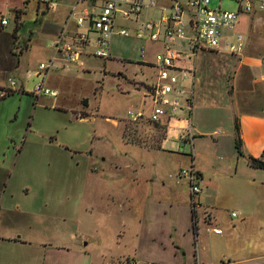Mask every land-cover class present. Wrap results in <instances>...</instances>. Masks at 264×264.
<instances>
[{
    "label": "rangeland",
    "instance_id": "1",
    "mask_svg": "<svg viewBox=\"0 0 264 264\" xmlns=\"http://www.w3.org/2000/svg\"><path fill=\"white\" fill-rule=\"evenodd\" d=\"M51 1L58 2L54 10L29 0L19 18L11 12L0 17L8 23L0 35V58L7 61V69L0 67V201L13 208L2 221L6 230L40 240L28 250L0 246V256H5L6 264H198L197 255L208 256V245L216 244L212 226H222L232 212L238 214L244 207L253 210L257 192L264 191L247 180L263 171L255 170L253 176L232 174L229 161L243 157L225 135L229 124L225 111L210 106L229 100L230 84L224 77L230 63L225 64L237 56L206 48L198 52L195 67L201 78L193 84V143L184 136L170 137L165 151H147L139 146L159 147L164 128L146 120L133 123L127 111L150 109L148 93L156 73L152 64L159 45L115 34L111 58L86 53L83 66L56 62L45 85L58 96L36 99L31 90L41 77L35 71L52 56L54 29L64 26L77 0ZM102 1L84 0L80 6L96 13ZM249 1L252 12L240 13L234 27L244 42L252 26L257 30L251 40L263 39L258 34L264 33L260 19L264 9L258 7L264 0ZM238 5L237 0H210L209 8L237 11ZM75 22L72 15L69 30H76ZM137 25L116 15V28L132 31ZM80 31H86V25ZM221 31L228 35L231 30ZM143 44L141 57L138 49ZM90 50L91 46L86 48ZM190 154L195 166L206 171L198 180L201 201L196 195L193 203L185 181L177 184L169 176L189 166ZM125 162L141 163V168L136 166L138 183L123 182L133 168ZM93 167L91 185L86 179ZM206 200L209 203L202 205ZM209 214L211 223L205 219Z\"/></svg>",
    "mask_w": 264,
    "mask_h": 264
},
{
    "label": "built area",
    "instance_id": "2",
    "mask_svg": "<svg viewBox=\"0 0 264 264\" xmlns=\"http://www.w3.org/2000/svg\"><path fill=\"white\" fill-rule=\"evenodd\" d=\"M38 1L47 9H55L58 4L51 0ZM83 1L77 0L64 26L50 42L49 47L53 49V54L47 62L38 65L35 74L41 77V81L33 86L31 93L36 99L44 95L57 97L58 91L45 85L48 71L56 62H60L62 66H83L81 57L86 53L99 58H110L111 40L115 34L133 35L144 41L148 39L160 44L152 64L156 73L148 93L150 109L148 112L129 109L127 119L133 123L146 120L163 125L166 129L163 145L171 137L167 134L170 122L182 119L180 112L185 109L188 112L186 119L184 118L186 128H191V100L198 52L205 48L220 50L221 29L232 30L240 13L253 10L249 0H237L239 3L237 11L220 7L211 9L210 0H103L96 13H90L85 9L78 12L77 6ZM259 6L264 9V2ZM143 10H146L144 19L132 31L124 27L116 28V15H120L123 20L136 22ZM72 15H76L74 31L68 29V21ZM6 24L7 20L1 18L0 25ZM85 25L86 31H80ZM232 35L236 41H226L224 49L231 53H239L243 48L242 36L239 33ZM90 46L92 50L86 51ZM138 53L141 57L144 56V44L139 47ZM179 62H193V66H181ZM10 84L15 85L14 81H10ZM181 136L183 135L173 138L180 139ZM169 176L173 177L176 183L186 181L192 195V203L196 202L194 197L200 192V187L192 156L188 167L179 168ZM214 232L220 233L221 229H214Z\"/></svg>",
    "mask_w": 264,
    "mask_h": 264
},
{
    "label": "crops",
    "instance_id": "3",
    "mask_svg": "<svg viewBox=\"0 0 264 264\" xmlns=\"http://www.w3.org/2000/svg\"><path fill=\"white\" fill-rule=\"evenodd\" d=\"M28 1L29 0H0V17L5 15V13L7 12H11L15 16L16 13H18L17 18H19V16L23 12L25 3H27ZM75 5H73L72 7H74ZM72 7L68 11L67 17L71 12ZM77 7L78 9L79 8L83 10L85 9L89 12V9L85 7H81L80 4ZM258 7L259 9H261L260 6ZM42 14L44 13L42 12ZM260 19L263 26L264 19L262 18ZM136 22H138L139 24L141 20L138 19V21ZM60 28L61 26H59V28H57L56 30L54 29L55 31L54 33L57 34ZM45 30L52 31V29L49 27H46ZM256 30H257L256 26L250 27L245 42H244V37L241 34L242 42H243L242 50L239 53L229 52L232 55H236L237 57H235L233 61L229 60L225 64L227 65L230 63L229 66L226 67V70L224 68L222 70V71L225 70L224 78L230 84L229 100L228 101L227 99L222 101L220 100L221 103L218 104L210 103V106L217 105L220 106L225 111L226 120L229 122L225 131V135H229L231 141L233 142H234L233 119L235 120L236 118L239 123L241 150L243 152V155L241 156L243 158L232 159L229 161L231 162L230 169H232L233 171L232 174L237 176L238 175L243 176L241 173H247L253 176L256 175L257 171L255 170L263 171L261 173H257V175L260 177L258 178L251 177V178H247V180L251 181L252 182L251 184L258 187V189L261 187L262 189H264V169L252 167L247 162L248 155L253 157H258L264 160V33L258 34L259 36L263 37V39L261 38L258 39V37L256 36V40L253 41L251 39L254 38V33L256 32ZM1 33L4 32H2V26L0 25V35ZM233 33H238V32L234 31V28L230 31V34L228 35H224L222 32L221 35L222 50L220 49L221 54L227 55L228 53V51L224 49V44L226 41H231V42L236 41L235 37L232 35ZM158 45L160 47V44ZM0 61H1L0 67L7 69V67L5 66L7 63L5 56H2L0 58ZM195 76H196L195 81L196 80L198 81L201 78V74L197 71V69L195 71ZM194 101H195V95L193 93V97L191 100L192 109L190 112V116L195 106ZM200 103L201 105L204 106L208 105V104H202V102ZM181 112H183L184 116H180L182 117V119L180 118L174 121L172 120L170 122L171 126L167 128L168 130L167 134H169L171 137L183 135L185 136L186 142L193 143V139L196 137L194 131H192L194 126L191 123V128L190 129L186 128V120H184V118L186 119L188 112L186 109ZM159 126H162L164 128V131L166 130L163 125H159ZM183 128L185 129L184 131ZM165 135L166 134H164V136L161 138L160 146L157 148H148L139 145L138 146L147 151H151V150H154L155 152L165 151V149H167V147H165L166 143L164 145L162 144ZM201 136H203V134ZM124 145L132 146L131 144H127V143H124ZM125 153L126 152H124V154ZM140 162H142V160ZM140 162H138L137 164L126 163V162L124 163V165H129L132 166L133 168H131L130 171L131 174L129 173L127 176L123 177L124 179L123 182L127 181L128 183H132V184H136L139 182L136 166H139L141 168L142 165ZM194 167L198 172V177L200 179L204 178L206 171L203 168L195 166V163H194ZM91 173H92V178H89V174ZM95 173L96 172L94 171V167L91 168V171H89L88 174V178L86 179V181L87 180L89 181V184H91V181L93 180ZM99 176L102 177V175ZM108 177L110 178L109 175H107V178ZM182 182L184 181H181L179 184H184ZM185 185L189 187L186 181H185ZM88 189L89 187L86 186L85 187L86 193ZM91 189L92 186H90V190ZM189 189L190 188H188V195L190 196L191 192L189 191ZM11 194L12 192L9 194L8 198L11 196ZM110 195L112 194L109 193L107 197H109ZM197 195H198V200L200 202L201 200L199 197V193ZM88 196L89 195H87V197ZM85 197L83 199H85ZM256 197H258V201L256 202L257 204H255V208H253V210H248L247 207H244L243 210H238V214H233L235 212H232L229 220L226 223H223L222 226L217 224L212 226L211 232H213L217 236V238L214 240L216 244H214V246L212 247L211 244L208 245V248L210 247V254L208 256L203 255L201 253H199V256L197 255V261L200 262V263L198 262L199 264H264V191L257 192ZM87 201L89 202L90 200L87 199ZM127 201H131V199H128ZM181 201H183V199H181ZM123 202H125V198H123ZM205 203H209L208 200H206V202L203 201L201 204L204 205ZM11 210H13V208L9 206H5V207L2 206V199H1L0 242H3L1 244L6 243V245H0V246L1 247L4 246L13 250L15 249L23 250L27 247L26 250H28L32 242L34 241L39 242L40 240L38 241L37 238L35 239L32 238V235H30L29 233L23 234V232H21L20 230H16V229L15 230L10 229L11 231L6 230L7 226L3 224L2 220L8 218V214L9 212H11ZM17 210H19V207L17 208ZM205 219H207L210 223L212 222V217L210 214L209 217ZM214 229H221V232L215 233ZM18 232L21 233L20 236L19 235L16 236V233ZM210 241H208V243H210ZM242 242L244 244H242ZM74 243L75 244L77 243V238L74 240ZM201 249L206 250V246L203 245ZM4 257L5 256H0V264H6L4 261Z\"/></svg>",
    "mask_w": 264,
    "mask_h": 264
},
{
    "label": "trees",
    "instance_id": "4",
    "mask_svg": "<svg viewBox=\"0 0 264 264\" xmlns=\"http://www.w3.org/2000/svg\"><path fill=\"white\" fill-rule=\"evenodd\" d=\"M17 17H18V13H16V18ZM234 121H235L234 122V145H235V149H236L238 155H243V152L241 150V138H240V132H239V123H238L236 118ZM247 162L252 167L264 169V160L261 158L248 155L247 156ZM196 229H197V226H196Z\"/></svg>",
    "mask_w": 264,
    "mask_h": 264
}]
</instances>
